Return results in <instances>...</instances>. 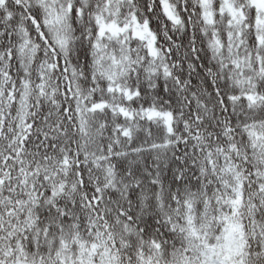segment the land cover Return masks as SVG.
Masks as SVG:
<instances>
[{
	"label": "snow or ice",
	"instance_id": "snow-or-ice-1",
	"mask_svg": "<svg viewBox=\"0 0 264 264\" xmlns=\"http://www.w3.org/2000/svg\"><path fill=\"white\" fill-rule=\"evenodd\" d=\"M0 264H264V0H0Z\"/></svg>",
	"mask_w": 264,
	"mask_h": 264
}]
</instances>
